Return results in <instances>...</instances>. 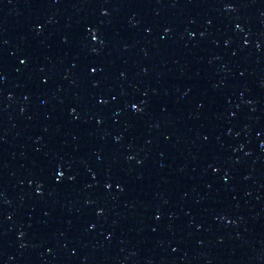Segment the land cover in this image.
Instances as JSON below:
<instances>
[{"label": "water", "instance_id": "water-1", "mask_svg": "<svg viewBox=\"0 0 264 264\" xmlns=\"http://www.w3.org/2000/svg\"><path fill=\"white\" fill-rule=\"evenodd\" d=\"M0 264H264V0H0Z\"/></svg>", "mask_w": 264, "mask_h": 264}]
</instances>
